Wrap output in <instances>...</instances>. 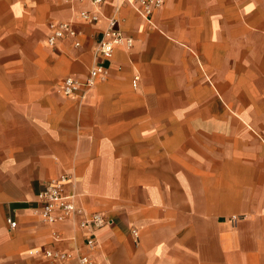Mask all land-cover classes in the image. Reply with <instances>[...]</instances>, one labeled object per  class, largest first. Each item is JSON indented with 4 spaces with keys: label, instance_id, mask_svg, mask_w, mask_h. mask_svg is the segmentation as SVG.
<instances>
[{
    "label": "crops",
    "instance_id": "1",
    "mask_svg": "<svg viewBox=\"0 0 264 264\" xmlns=\"http://www.w3.org/2000/svg\"><path fill=\"white\" fill-rule=\"evenodd\" d=\"M72 6L0 0V264H81L29 253L85 250L82 229L35 210L61 173L113 218L98 264H264V0H164L150 19L103 0L133 44L83 96L56 87L87 73L106 19L75 21L80 46H49V21Z\"/></svg>",
    "mask_w": 264,
    "mask_h": 264
},
{
    "label": "built area",
    "instance_id": "2",
    "mask_svg": "<svg viewBox=\"0 0 264 264\" xmlns=\"http://www.w3.org/2000/svg\"><path fill=\"white\" fill-rule=\"evenodd\" d=\"M72 6V16L68 19L50 20L48 23L49 32L47 43L51 47H56L58 42L65 37L72 39L73 45L80 46L82 30L75 25L76 20L95 22L104 16L106 25L102 30L101 37L97 40L93 48V63L88 67L84 76L67 74L62 78V83L56 87V92L62 95L83 96L87 89L94 86L99 80H104L109 75V60L116 46L128 49L133 44V37L124 34L119 18L114 14H104L101 5L103 0H67ZM128 2L141 16L150 19L154 8L163 4L164 0H123ZM78 2L80 5L74 7ZM138 75H135L133 83ZM69 176L61 173L49 179L39 188L35 197V210L39 214L41 221L48 224L62 222L70 224L75 229H82V243L85 250H79L76 245L69 249L53 247L52 245L36 246L29 249L33 255H44L51 259H68L77 257L81 264H98L94 257L93 250L97 244V230L113 222V218L106 212L100 210H88L77 201V192L74 183L71 187ZM233 217H235L233 215ZM6 222L10 228L17 225V220L11 215L6 216ZM133 236L137 239L138 231L131 229ZM52 239L60 241L66 238L77 240L76 233L65 236L53 230Z\"/></svg>",
    "mask_w": 264,
    "mask_h": 264
}]
</instances>
